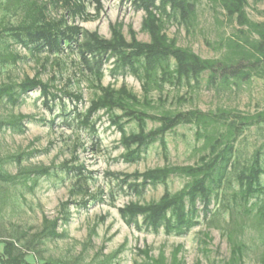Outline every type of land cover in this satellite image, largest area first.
I'll use <instances>...</instances> for the list:
<instances>
[{
  "label": "rangeland",
  "instance_id": "374dc122",
  "mask_svg": "<svg viewBox=\"0 0 264 264\" xmlns=\"http://www.w3.org/2000/svg\"><path fill=\"white\" fill-rule=\"evenodd\" d=\"M45 2L46 0H39ZM87 17L77 18L76 24L88 32H97L102 38L111 37V26L121 24L128 42L132 33L140 42L150 41L142 30L145 17L125 0H100L102 9L97 10L93 0H84ZM198 20L190 33L176 21L166 25V33L177 45L192 49L204 59H218L223 51L217 50L221 39L231 36L237 25L226 22L221 9H213L206 1L196 5ZM26 6L19 9L0 4V26L19 25L25 16ZM264 0H248L246 12L257 23L264 22ZM64 14L61 9L50 8L49 16L58 19ZM69 24L72 20L68 19ZM219 21V22H218ZM0 53L16 54L21 57L17 63L0 64V87L19 85L26 78L39 77L44 83L53 84L59 90H68L83 95L78 104L85 113L97 91L91 84V77L84 76L76 52L62 53L33 52L23 47L14 38L7 36L0 40ZM175 63L172 62V68ZM103 86L113 85L116 89L126 85L138 98H143L142 84L128 70L115 68V58H109L104 68ZM207 74L201 77V87L189 90L186 85H166L163 97L167 99L166 109L188 111L199 109L204 112L217 108L237 109L254 113L264 109V77H255L250 85L230 90L207 87ZM193 84V81L191 82ZM15 91H19L16 89ZM99 94V93H98ZM160 93L155 91L150 98L157 101ZM177 97H186L187 102L176 103ZM74 104L67 98L56 101L53 110L43 106L40 90L22 96L16 106L6 98L0 100V120H9L18 115L30 117L23 122V129L8 126L0 129V173L15 176L23 170L55 165L49 177L23 179L16 183L0 180V251L1 242L16 240L27 250L31 263L44 261L73 262L76 264H150L140 251L150 249V256L157 258L164 253L170 264L174 253L179 250L178 259L184 264H226L231 257L228 234L246 245L243 264H262L264 261V229L254 221L244 219L235 208L230 195L239 191L238 183L232 179L231 186L224 189L225 197L212 204V216L205 220L201 212L198 225L186 234L167 235L163 228L157 232L147 229L140 217L134 222L120 215L119 209L129 203L146 204L158 201L167 188L171 193L180 191L188 180L171 177L166 187H148L141 195L130 192L109 173H141L165 165H193L196 142V127L180 125L166 135L167 157L159 143L148 148L140 161L127 164L121 156L125 153L120 144V133L110 124V118L103 111L94 117L97 134L78 125ZM115 114L121 115L120 111ZM158 124L147 122V130ZM127 134L138 132L135 122L125 126ZM239 161L247 162L253 152L264 148V125L246 130L237 143ZM21 159L18 160V157ZM264 168V149H263ZM70 166L84 165L90 197H82L77 191L76 172L61 168L63 163ZM36 182L33 190L31 187ZM264 186V176L261 178ZM69 201L66 220H60L58 232L63 238H39L43 219H63L61 205ZM86 202V206H84ZM232 217V218H231Z\"/></svg>",
  "mask_w": 264,
  "mask_h": 264
},
{
  "label": "trees",
  "instance_id": "16d2710c",
  "mask_svg": "<svg viewBox=\"0 0 264 264\" xmlns=\"http://www.w3.org/2000/svg\"><path fill=\"white\" fill-rule=\"evenodd\" d=\"M98 11L102 9L100 0H93ZM136 9L144 12L142 30L150 41L137 40L132 33L128 42L122 32L121 24L111 26V37L102 38L97 32L85 31L76 24L77 18L87 17L84 0H0L6 6L19 9L26 6L23 21L17 25H1L0 40L7 36L14 38L23 47L33 52L62 53L65 50L76 52L84 76L91 77V84L97 91L85 113H81L78 104L83 102V95L68 90H59L53 84L44 83L38 76L26 78L19 85L0 87V100L6 98L16 106L22 96L40 90L43 106L53 110L56 101L69 99L79 126L97 134L94 117L104 112L109 116L110 124L120 133V144L125 153L121 159L127 164L141 160L148 148L159 143L162 153L167 157L166 135L172 133L180 125L196 127V142L193 155L197 161L193 165H165L141 173H109L120 184L135 195H141L148 187L163 185L166 187L171 177H180L188 183L178 192L171 193L167 188L158 201L146 204L129 203L119 209L123 219L134 222L143 218L147 229L153 232L164 229L167 235L186 234L198 225L197 218L201 212L208 220L212 216L211 206L225 197L224 189L231 186L232 179L238 183L239 191L230 195L235 208L240 210L244 219L254 221L264 229V176L263 147L256 149L251 158L241 163L238 158L237 143L243 133L253 127L264 125V109L254 113H244L237 109L217 108L204 112L199 109L183 111L166 109L167 99L163 97L166 85L189 90L201 87V77L207 74V87L230 90L250 85L253 78L264 77V22L252 21L246 12L248 0H125ZM206 1L213 9H221L226 22L236 24L235 32L221 39L217 50L223 51L218 59H204L192 49L177 45L166 33V25L170 21L178 22L187 32L195 29L198 15L197 3ZM61 9L64 14L58 19L49 16L50 8ZM264 15V11H263ZM68 19L73 22L69 24ZM219 22V21H218ZM109 58H115V68L128 70L142 84L143 98H138L128 90L126 85L116 89L113 85L103 86V68ZM21 57L16 54L0 53V64L17 63ZM172 62L175 67L172 68ZM193 81V84L191 83ZM18 89L19 91H15ZM159 92L157 101L150 98L152 92ZM99 93V94H98ZM186 97H177L176 103H186ZM120 111L121 115L115 114ZM28 116L18 115L9 120H0V129L8 126L23 129V122ZM135 122L138 132L127 134L125 126ZM147 122L158 124L147 130ZM21 156L18 157V160ZM68 172H76L77 193L82 197H90V190L85 176L84 165L74 167L69 162L61 165ZM55 165L41 166L21 171L19 174L2 175L0 180L16 183L31 178L37 181L41 177H49ZM36 182L31 187L33 190ZM67 201L61 205L63 219L53 221L43 219V229L39 238H63L58 232L60 220H66ZM86 206V202H84ZM232 218V217H231ZM231 257L226 264H243L246 245L239 241L233 232L228 234ZM0 264H34L27 259V250L18 245L16 240L1 242ZM150 264H168L164 253L157 258L150 256V249L140 251ZM179 250L170 264H184L178 259ZM38 264V263H35ZM43 264H76L73 262L44 261ZM264 264V261H262Z\"/></svg>",
  "mask_w": 264,
  "mask_h": 264
}]
</instances>
